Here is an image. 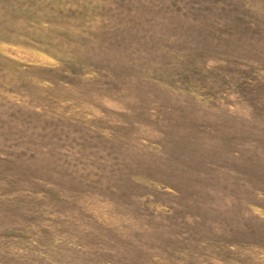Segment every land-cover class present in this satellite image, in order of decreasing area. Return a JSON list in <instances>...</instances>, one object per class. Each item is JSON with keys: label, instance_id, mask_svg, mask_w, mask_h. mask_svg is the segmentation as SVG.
<instances>
[{"label": "rangeland", "instance_id": "obj_1", "mask_svg": "<svg viewBox=\"0 0 264 264\" xmlns=\"http://www.w3.org/2000/svg\"><path fill=\"white\" fill-rule=\"evenodd\" d=\"M0 264H264V0H0Z\"/></svg>", "mask_w": 264, "mask_h": 264}]
</instances>
